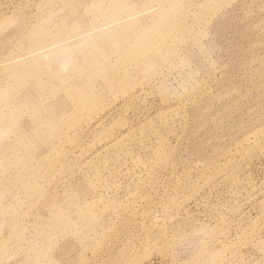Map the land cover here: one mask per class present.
<instances>
[{"label": "rangeland", "instance_id": "obj_1", "mask_svg": "<svg viewBox=\"0 0 264 264\" xmlns=\"http://www.w3.org/2000/svg\"><path fill=\"white\" fill-rule=\"evenodd\" d=\"M0 264H264V0H0Z\"/></svg>", "mask_w": 264, "mask_h": 264}]
</instances>
